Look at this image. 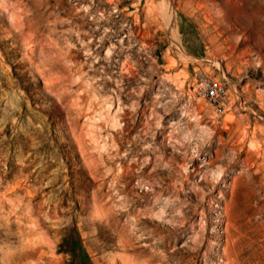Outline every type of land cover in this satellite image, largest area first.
Returning a JSON list of instances; mask_svg holds the SVG:
<instances>
[{"label":"rangeland","instance_id":"obj_1","mask_svg":"<svg viewBox=\"0 0 264 264\" xmlns=\"http://www.w3.org/2000/svg\"><path fill=\"white\" fill-rule=\"evenodd\" d=\"M0 264H264V0H0Z\"/></svg>","mask_w":264,"mask_h":264},{"label":"built area","instance_id":"obj_2","mask_svg":"<svg viewBox=\"0 0 264 264\" xmlns=\"http://www.w3.org/2000/svg\"><path fill=\"white\" fill-rule=\"evenodd\" d=\"M194 90L199 97H203L215 111H221V103L225 99V90L222 84L204 74H199L193 82Z\"/></svg>","mask_w":264,"mask_h":264}]
</instances>
